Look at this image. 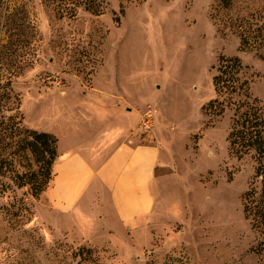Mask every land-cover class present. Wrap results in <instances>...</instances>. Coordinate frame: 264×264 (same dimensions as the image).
<instances>
[{
  "label": "rangeland",
  "instance_id": "1",
  "mask_svg": "<svg viewBox=\"0 0 264 264\" xmlns=\"http://www.w3.org/2000/svg\"><path fill=\"white\" fill-rule=\"evenodd\" d=\"M93 1L100 14L87 0H0V264H264V225L244 211L246 193L261 191L254 153L231 150L235 105L203 108L221 56L240 58L264 106V0ZM88 102L143 114L132 136L157 128L169 152L151 223L96 245L46 224L33 188L45 168L26 147L34 129L64 149L75 123L90 129Z\"/></svg>",
  "mask_w": 264,
  "mask_h": 264
},
{
  "label": "crops",
  "instance_id": "2",
  "mask_svg": "<svg viewBox=\"0 0 264 264\" xmlns=\"http://www.w3.org/2000/svg\"><path fill=\"white\" fill-rule=\"evenodd\" d=\"M88 109L91 116L83 121L91 123L90 129L75 123L64 149L54 134L58 155L41 195V205L51 214L46 224L62 235L77 230L94 245L106 237V242L119 240L120 234L138 236L164 194L166 175L158 170L168 166L169 152L157 128L145 141H136L132 134L139 132L144 115L126 104L88 102Z\"/></svg>",
  "mask_w": 264,
  "mask_h": 264
},
{
  "label": "trees",
  "instance_id": "3",
  "mask_svg": "<svg viewBox=\"0 0 264 264\" xmlns=\"http://www.w3.org/2000/svg\"><path fill=\"white\" fill-rule=\"evenodd\" d=\"M221 2L225 7L231 4V0H221ZM84 7L95 14L102 12L101 5L93 0H87ZM248 45V37L241 33L240 49L244 50ZM259 57L264 59L263 54H259ZM243 69L240 58L221 56L216 67V74L212 78L217 98L203 108L206 111L218 109V115H222L226 106L235 105L228 140L232 152L238 158L250 152L254 153L255 174L261 179V191L258 200L255 198L254 190L246 193L245 199L248 203H245L244 211L246 217L251 219L252 225L260 228L264 225V106L256 98L250 100L248 82L240 77ZM241 94H244L245 100H239L237 103L233 101L234 95ZM26 132L30 137L26 140V147L37 156V160L45 168L43 179L37 186H33L35 193L38 194L46 189L52 178V165L57 157L58 138L52 133L34 129L26 130Z\"/></svg>",
  "mask_w": 264,
  "mask_h": 264
},
{
  "label": "built area",
  "instance_id": "4",
  "mask_svg": "<svg viewBox=\"0 0 264 264\" xmlns=\"http://www.w3.org/2000/svg\"><path fill=\"white\" fill-rule=\"evenodd\" d=\"M147 115L150 117L151 116V112H148Z\"/></svg>",
  "mask_w": 264,
  "mask_h": 264
}]
</instances>
